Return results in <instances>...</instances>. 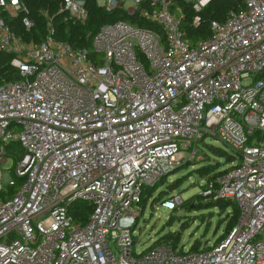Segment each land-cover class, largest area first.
<instances>
[{
    "label": "built area",
    "instance_id": "obj_1",
    "mask_svg": "<svg viewBox=\"0 0 264 264\" xmlns=\"http://www.w3.org/2000/svg\"><path fill=\"white\" fill-rule=\"evenodd\" d=\"M95 1L161 33L117 19L99 27L89 55L55 38L46 12V35L26 40L9 20L29 31L27 5L0 0V52L19 75L0 81V264H264V0H240L194 44L166 0ZM209 1H187L193 26ZM58 13L84 23L86 0H60ZM206 135L236 159L200 193L235 203L236 222L206 249L155 241L136 251L147 189ZM13 143L17 179L2 166ZM182 203L173 194L160 205Z\"/></svg>",
    "mask_w": 264,
    "mask_h": 264
},
{
    "label": "trees",
    "instance_id": "obj_2",
    "mask_svg": "<svg viewBox=\"0 0 264 264\" xmlns=\"http://www.w3.org/2000/svg\"><path fill=\"white\" fill-rule=\"evenodd\" d=\"M27 5L30 17L34 21V26L26 31L22 27L21 19L16 18L14 20H9L10 26L18 33L22 34L26 40H33L35 42L39 41L46 35L47 31V16L51 18V24L55 28L54 37L69 42L74 47H84L88 50L89 55H94L92 50V38L99 27L105 23L115 21L117 19H123L132 25L144 27L146 29L156 30L161 33V28L150 21L146 17H142L139 13L135 12L133 14L127 13L122 8L115 9L111 12H107L104 8L98 6L95 0H86V7L88 9V17L84 23H71L66 21L63 13H58V7L60 0H23ZM168 3L169 10L174 13L180 19V27L183 31V38L190 44H194L199 39H205L210 34V21L212 19L222 20L226 14L236 8L240 0H210L207 5L204 7L201 13V22L195 27L192 25V15L193 11L191 9L190 2L186 0H166ZM142 6L151 11L154 7L148 5L146 2ZM44 12L47 13V16L44 15ZM11 54L0 52V81L5 82L18 78V73L14 70L10 64ZM9 144L7 147L12 146ZM209 149L211 152L218 156L223 157L226 162L232 163L236 156L232 151L228 152L226 149L221 147L210 146ZM188 163V162H187ZM182 164L179 166L181 167ZM218 166V163L213 165L202 166L197 169V172L201 175H206V180L214 178L217 174L225 171L217 170L211 173V169H214ZM177 167V168H179ZM176 168V169H177ZM217 169V168H216ZM164 183V178L160 179L156 184L152 186L153 189L161 186ZM177 186V181H172L167 185V188L174 189ZM16 191V187H9L6 194L1 195L10 197ZM152 190H149L151 192ZM165 193L160 191V196ZM145 197V196H143ZM201 204L208 205H221V204H230L232 205V212L227 219V224L225 232H228L231 227L234 225L238 218V208L235 203L231 201L226 202H198L194 203V207H199ZM183 205V204H182ZM185 205V203H184ZM190 206V205H189ZM188 206V208H189ZM77 207L80 208V214L84 217L90 210L89 206L84 204H77ZM179 241V235L176 232H168L163 234L160 238L156 240L157 243L168 242L171 243L173 247H176ZM200 242H193L190 246V250H199L200 248L206 249L207 246L201 244Z\"/></svg>",
    "mask_w": 264,
    "mask_h": 264
},
{
    "label": "rangeland",
    "instance_id": "obj_3",
    "mask_svg": "<svg viewBox=\"0 0 264 264\" xmlns=\"http://www.w3.org/2000/svg\"><path fill=\"white\" fill-rule=\"evenodd\" d=\"M130 3L131 1H127L125 4ZM17 146L16 143H13L8 152L7 162L2 165L4 169L10 171L14 179H17L14 174L16 160L13 158L18 152ZM210 146L231 151L217 138L206 135L194 144L196 151L193 157L190 155V149L184 150L185 158L182 166L166 175L161 186L156 189L152 187L147 189L144 194L145 197L142 199L143 212L139 215L132 233L136 251L145 250L168 232H176L179 235L176 247L184 250L189 249L195 241L212 245L225 233L227 219L232 212V205L205 206L201 204L199 207H194V203H206L200 192L201 185L207 178L206 175L199 174L197 169L218 163L217 167L211 169L212 173L214 170H223L230 166V163L226 162L223 157L214 155L209 149ZM172 181H177L176 188H167V185ZM6 188L9 189V187ZM149 190L152 191L148 193ZM160 191L165 193L160 196ZM173 194L181 196L183 205H179L174 210L162 207L160 202Z\"/></svg>",
    "mask_w": 264,
    "mask_h": 264
},
{
    "label": "water",
    "instance_id": "obj_4",
    "mask_svg": "<svg viewBox=\"0 0 264 264\" xmlns=\"http://www.w3.org/2000/svg\"><path fill=\"white\" fill-rule=\"evenodd\" d=\"M25 166H26V165H25ZM25 166H24V167H25Z\"/></svg>",
    "mask_w": 264,
    "mask_h": 264
}]
</instances>
